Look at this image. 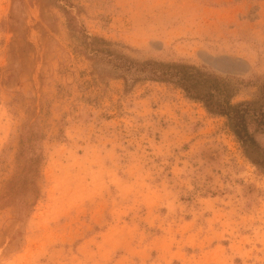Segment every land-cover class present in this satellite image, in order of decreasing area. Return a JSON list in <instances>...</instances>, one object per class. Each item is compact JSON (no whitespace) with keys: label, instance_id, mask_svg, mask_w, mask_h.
<instances>
[{"label":"rangeland","instance_id":"rangeland-1","mask_svg":"<svg viewBox=\"0 0 264 264\" xmlns=\"http://www.w3.org/2000/svg\"><path fill=\"white\" fill-rule=\"evenodd\" d=\"M146 61L257 98L264 0H0V264H264V128Z\"/></svg>","mask_w":264,"mask_h":264},{"label":"trees","instance_id":"trees-1","mask_svg":"<svg viewBox=\"0 0 264 264\" xmlns=\"http://www.w3.org/2000/svg\"><path fill=\"white\" fill-rule=\"evenodd\" d=\"M140 64L150 67L153 78L172 82L182 88L189 97L202 102L210 113L225 116L233 132L243 143L256 142L250 127L264 128V85L257 98L233 103L234 92L225 79L200 71L191 64L156 61ZM253 161L260 164L254 159Z\"/></svg>","mask_w":264,"mask_h":264}]
</instances>
